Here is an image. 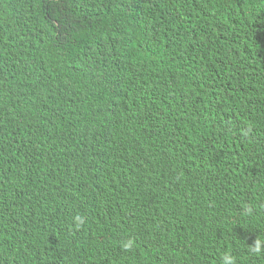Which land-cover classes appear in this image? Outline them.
<instances>
[{
	"label": "trees",
	"instance_id": "obj_1",
	"mask_svg": "<svg viewBox=\"0 0 264 264\" xmlns=\"http://www.w3.org/2000/svg\"><path fill=\"white\" fill-rule=\"evenodd\" d=\"M0 264H264V0H0Z\"/></svg>",
	"mask_w": 264,
	"mask_h": 264
},
{
	"label": "clouds",
	"instance_id": "obj_2",
	"mask_svg": "<svg viewBox=\"0 0 264 264\" xmlns=\"http://www.w3.org/2000/svg\"><path fill=\"white\" fill-rule=\"evenodd\" d=\"M0 87H1V88H10V86H8V85H4V84L1 82V76H0Z\"/></svg>",
	"mask_w": 264,
	"mask_h": 264
}]
</instances>
